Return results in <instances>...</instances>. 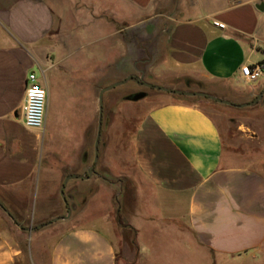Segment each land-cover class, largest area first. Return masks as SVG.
Masks as SVG:
<instances>
[{
	"label": "crops",
	"instance_id": "1",
	"mask_svg": "<svg viewBox=\"0 0 264 264\" xmlns=\"http://www.w3.org/2000/svg\"><path fill=\"white\" fill-rule=\"evenodd\" d=\"M173 1L187 12L174 17L168 35L171 57L184 73L234 83L244 80V64L264 63V8L258 7L264 0H0V264H34L25 248L33 227L59 219L63 229L51 245L49 264L136 259L122 235L125 245L119 246L111 214L93 221L70 218L72 200L84 191L81 182L93 179L83 174H137L118 209L125 228L135 233L140 257L154 259L141 246L157 235V226L212 257H264V162L242 155L228 161L218 124L197 103L152 106L130 133L131 166L111 169L105 149L95 159L99 105L106 110L107 133L114 110L109 90L115 84L116 20L146 18ZM197 10L203 13L191 14ZM30 73L48 89L42 129L24 121ZM255 83L245 90L246 101L264 90V73ZM58 84L94 100L95 108L78 151L66 162L61 156L56 168L50 157L65 151L48 142V133L58 129L51 105ZM56 169L65 177L53 176ZM90 197L94 201L95 193Z\"/></svg>",
	"mask_w": 264,
	"mask_h": 264
},
{
	"label": "rangeland",
	"instance_id": "2",
	"mask_svg": "<svg viewBox=\"0 0 264 264\" xmlns=\"http://www.w3.org/2000/svg\"><path fill=\"white\" fill-rule=\"evenodd\" d=\"M181 11L179 4L173 1L168 6L164 4L162 10L153 11L150 15L148 13L146 18L123 22L116 20L115 83L130 75L134 79H129L109 90L110 96L114 99V110L110 116L111 126L108 133L105 127L106 110L99 101L101 136L98 148L96 140L94 144L95 159L96 156H100L101 150L105 149L106 161L115 171L122 170L130 163L132 165L129 150L130 133L136 129L142 117L152 106L170 100L197 103L214 118L220 128L224 155L228 161L242 155L246 161L264 162V101L260 99L257 103L240 106L255 99H249L247 102L243 97L251 84L244 80L234 83L214 80L200 72H196L195 75L184 73L186 71L172 59L168 48V35L175 21L174 17L187 14ZM202 13L201 10H197L191 14ZM71 78L72 75L68 79ZM143 82L152 85L146 86ZM256 84L252 83V87ZM156 85L158 87H155ZM63 87L64 85L62 87L59 84L55 85L51 92L52 115L54 125L58 129L51 132L53 135L48 133L50 137L48 142L57 146V150L65 151L61 155L50 157L51 159L54 157L53 166L56 168L60 166L61 156L66 162L75 151H78L86 137L84 128L92 118L90 112L92 113L95 108L94 100L81 97L70 86L65 89ZM162 87L166 90L161 89ZM141 91L147 93L145 98L138 101L127 99L131 94ZM188 92H204L207 96L188 95ZM211 96L229 100L231 104L221 103ZM101 109H104V112H101ZM45 158L44 166L47 165L45 163L48 156ZM58 171L56 169L53 176L65 177ZM83 175L93 179L81 182L84 191L79 193L77 199L72 200L70 218L73 222L81 218L93 221L92 219L96 217L111 214L117 225L116 238L121 240L122 235L137 252L134 261L124 260V264H264V257L260 256L256 259L212 257L206 249L184 244L179 234L176 236L172 230L168 231L167 227L161 226L154 228L157 235L147 236L148 242L141 246V250L151 252L150 255H153L154 259L140 257L135 233L125 228V222L118 209L122 191L133 185L137 174H132V177L127 174ZM92 192L95 193L94 201L90 197ZM67 214L68 211L62 213ZM60 222L61 219L46 227H33L32 238L25 242V248L32 254L34 264H49V250L56 235L63 229L64 223ZM123 227L130 234L126 232L123 234L121 230ZM122 243L125 245L121 240L120 247L123 246Z\"/></svg>",
	"mask_w": 264,
	"mask_h": 264
},
{
	"label": "built area",
	"instance_id": "3",
	"mask_svg": "<svg viewBox=\"0 0 264 264\" xmlns=\"http://www.w3.org/2000/svg\"><path fill=\"white\" fill-rule=\"evenodd\" d=\"M216 26L225 27V24L214 20ZM242 77L248 83L260 80L264 73V63L244 64L241 68ZM48 89L42 85L36 73L28 75L26 102L24 105V121L30 128L42 129L46 120L48 105Z\"/></svg>",
	"mask_w": 264,
	"mask_h": 264
},
{
	"label": "water",
	"instance_id": "4",
	"mask_svg": "<svg viewBox=\"0 0 264 264\" xmlns=\"http://www.w3.org/2000/svg\"><path fill=\"white\" fill-rule=\"evenodd\" d=\"M260 6H258V7H260V8H264V3H261V4H259ZM129 79H134V77L133 76H128L126 79H123V80H121V81H118V82H116L115 84H114V87L115 86H117V85H120V84H122V83H124V82H126L127 80H129ZM143 84L144 85H146V86H151L152 84L151 83H148V82H143ZM155 87H158L157 85L155 86ZM106 89V88H105ZM161 89H163V90H166L165 88H161ZM264 91V90H263ZM263 91L253 100V101H251V102H249V103H245V104H241L240 106L241 107H244V106H246V105H250V104H253V103H257L261 98H262V96H263ZM188 95H199V96H207V94L206 93H204V92H188L187 93ZM101 95H102V92H101ZM147 96V93L146 92H144V91H141V92H137V93H135V94H132V95H130V96H128L127 97V99H129V100H134V101H138V100H141V99H143V98H145ZM211 98H213V99H216L217 101H219V102H221V103H225V104H231V102L229 101V100H226V99H220V98H216V97H213V96H211ZM100 100H101V96H100ZM100 121H101V118H100ZM100 124H101V122H100ZM100 124H99V130H98V134H97V139H96V148H98V144H99V142H100V136H101V130H100ZM97 150V149H96ZM98 157L96 156V159H97ZM62 193H63V191H62ZM65 198V200H66V197H64Z\"/></svg>",
	"mask_w": 264,
	"mask_h": 264
},
{
	"label": "flooded vegetation",
	"instance_id": "5",
	"mask_svg": "<svg viewBox=\"0 0 264 264\" xmlns=\"http://www.w3.org/2000/svg\"><path fill=\"white\" fill-rule=\"evenodd\" d=\"M132 95V94H131Z\"/></svg>",
	"mask_w": 264,
	"mask_h": 264
}]
</instances>
